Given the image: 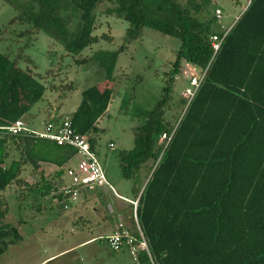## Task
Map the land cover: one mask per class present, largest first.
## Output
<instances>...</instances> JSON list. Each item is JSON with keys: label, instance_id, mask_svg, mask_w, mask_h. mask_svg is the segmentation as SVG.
<instances>
[{"label": "trees", "instance_id": "1", "mask_svg": "<svg viewBox=\"0 0 264 264\" xmlns=\"http://www.w3.org/2000/svg\"><path fill=\"white\" fill-rule=\"evenodd\" d=\"M6 1L19 15L0 28V256L23 240L18 227L4 223V193L10 187H26L30 194L48 189L63 201L66 169L76 154L36 137L38 130L23 119L49 90H74L70 84L48 85L53 70L40 73L26 49L39 32L74 55L102 39L111 42L109 34L94 35L102 25L97 13L104 9L130 24L123 45L96 52L102 83L82 92L70 116L43 124L69 119L98 154V122L112 102L119 56L145 28L179 38L161 100L152 110L138 111L134 148L119 156L124 178L134 182L139 223L157 264H264V0H251L215 56L211 37L225 34L213 30L217 0ZM17 23L30 29L13 30ZM184 64L208 72L184 115L187 99L181 96L182 110L173 120L167 112ZM19 120L30 131L14 135L10 128ZM41 163L58 169L53 177L42 171L39 186L29 184L23 175L29 166L41 170ZM141 262L148 264L146 255Z\"/></svg>", "mask_w": 264, "mask_h": 264}, {"label": "rangeland", "instance_id": "2", "mask_svg": "<svg viewBox=\"0 0 264 264\" xmlns=\"http://www.w3.org/2000/svg\"><path fill=\"white\" fill-rule=\"evenodd\" d=\"M249 1L217 0L213 9L215 11L220 8L223 16L222 20H217L213 25V30L226 32L230 29L242 15ZM101 12L100 16L97 13V17L98 23L102 25L94 31V35L101 37L103 34H109L113 37L111 42L102 39L99 43L86 48L80 55H74L69 54L61 44L45 33L39 32L26 49V55L35 61L40 73L45 74L53 70L49 72L48 85L74 86L71 92L64 87H61L59 92L49 90L45 98L24 116L23 119L29 127L38 131L43 130V122L56 114L55 108L59 110L61 117L70 116L80 105L82 92L102 83L103 72L94 55L98 51L119 49L124 43L130 24L122 18L106 16L104 9ZM18 15L19 11L15 6L6 0H0L1 29L4 30L5 26ZM12 29L25 31L30 29V26L17 23ZM180 46L179 38L145 28L143 37L129 45L127 51L118 58L114 74L117 77L116 88L107 113L98 122L100 135L96 149L109 185L119 195L129 199L135 198L134 182L124 178L119 156L122 152L134 148V130L140 125L138 111L152 110L161 100L166 86V73L173 68ZM78 59L87 60L79 65L76 63ZM187 65L189 64H184L183 73L175 82L174 99L167 112L169 119L174 120L182 110L180 108L182 93L191 86L189 80L199 72ZM64 93L66 98L63 99L60 96ZM56 169L58 168L52 170L49 176L53 177ZM42 171L44 172L31 170L30 173H36V178L30 177L29 172H25L23 177L29 184L39 186ZM142 171L141 177L145 178L147 167ZM65 181H68L67 177ZM99 189L86 192L81 197L96 196ZM26 194L29 195L25 196ZM56 194L58 192L48 189H43L39 194H30L26 187L20 190L16 187L7 189L4 197L9 205V214L4 223L18 227L23 240L0 256V264H136L128 250L116 253L106 244L103 239L105 236L103 240L100 239L103 233L108 232L106 221L112 225L117 221L118 214L107 215L105 221L96 213L94 200L82 201L81 198L77 202H70L67 199L61 201ZM66 204L69 205L68 208L65 207ZM124 213L130 214L133 224L132 203ZM91 237L97 238L80 244Z\"/></svg>", "mask_w": 264, "mask_h": 264}, {"label": "built area", "instance_id": "3", "mask_svg": "<svg viewBox=\"0 0 264 264\" xmlns=\"http://www.w3.org/2000/svg\"><path fill=\"white\" fill-rule=\"evenodd\" d=\"M215 15L218 21L222 20L223 12L220 8L215 10ZM230 29L225 32L222 38L218 35L211 37L214 56L221 49L222 42ZM207 72L208 70L199 71V74L197 73L195 77L190 79L191 86L182 93L183 97L187 99V105L185 106L183 115L200 89ZM23 130L30 131L24 122L19 120L10 128V133L18 135ZM34 134L38 138L48 139L56 142L59 146H70L76 150L75 156L71 159V161H76L70 163V166L66 169L68 181L62 187L65 199L70 202H77L84 193L104 187L119 197L114 188L109 185L98 155L91 148L88 136L79 133L72 126V122L69 119L59 123H44L43 131H35ZM163 138H166V135ZM131 203L133 204V224L127 226L125 223H120L114 233L103 239H105L106 244L114 252L127 249L136 264H142V254L147 256L148 264H157L138 220L137 208L139 199L131 201ZM65 207L68 208L69 205L66 204Z\"/></svg>", "mask_w": 264, "mask_h": 264}, {"label": "crops", "instance_id": "4", "mask_svg": "<svg viewBox=\"0 0 264 264\" xmlns=\"http://www.w3.org/2000/svg\"><path fill=\"white\" fill-rule=\"evenodd\" d=\"M187 67H191L193 69H196L195 67H193L191 65H187ZM55 112H56V114L55 115L54 114L51 115V117L48 119V121L52 120V119L59 120V119L65 118V117H61L60 116L59 110L57 108H55ZM71 163H74V161H71ZM55 168H58V167L56 165H54V164L41 163V170H44L45 176H49L50 172L52 170H54ZM31 170H34V169H32V167L29 166L26 172L30 173ZM29 175H30V177H34V178L37 177L36 173H33V174L30 173ZM97 193L98 194L96 196H91V195L90 196H86V197L84 196V197H81L83 199H81V198L80 199L82 201L94 200V202L96 204V209H95L96 213L98 215H100L101 218H103L105 221L107 220V215L115 216L116 214H118L117 221H115L112 225H111V223L106 221V224L108 225L109 229H107L108 232H105V233H103L104 235L100 236L101 240H103L102 239L103 236L106 237V236L114 233L118 229V226H119L120 223H125L127 226L132 225L130 214L129 213H124V210L127 211V208L130 207V203H131L132 199H129V198L125 197V196L119 195L116 192L119 195V197H118L113 192H111L110 190H107L106 188H100L97 191ZM110 198H112L113 201H111ZM96 238L97 237L87 238L84 241H82L80 244H86V243H88L90 241L96 240ZM123 251H127V249H123L122 251H119V252H116V253H120V252H123Z\"/></svg>", "mask_w": 264, "mask_h": 264}, {"label": "water", "instance_id": "5", "mask_svg": "<svg viewBox=\"0 0 264 264\" xmlns=\"http://www.w3.org/2000/svg\"><path fill=\"white\" fill-rule=\"evenodd\" d=\"M250 3H251V0L249 1V4H248V6L245 8L244 12L247 10V8L249 7ZM244 12H243V13H244ZM243 13H242V14H243ZM239 18H240V17H239ZM239 18H238V19H239Z\"/></svg>", "mask_w": 264, "mask_h": 264}]
</instances>
